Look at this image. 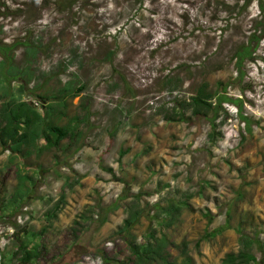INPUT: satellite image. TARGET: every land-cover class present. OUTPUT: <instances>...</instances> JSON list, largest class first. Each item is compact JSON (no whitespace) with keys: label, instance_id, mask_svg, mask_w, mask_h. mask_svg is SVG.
<instances>
[{"label":"rangeland","instance_id":"374dc122","mask_svg":"<svg viewBox=\"0 0 264 264\" xmlns=\"http://www.w3.org/2000/svg\"><path fill=\"white\" fill-rule=\"evenodd\" d=\"M258 16L257 0H0V45L15 46L18 69L29 67L26 45L41 47L29 90L73 82L83 91L59 124L81 112L82 98L89 113L72 145L15 164L0 148V264H23L16 227L41 231L54 207L32 264L127 262V243L114 233L129 194L145 208L127 237L138 243L161 228L160 206L189 197L180 221L162 229L173 264H222L242 248V232L264 244V40L241 71L235 60ZM203 84L238 102L224 105L215 142L213 115L184 106ZM19 168L33 178L21 202L12 200ZM66 182L73 188L62 202ZM88 208L76 238L73 222ZM252 255L262 261L257 246Z\"/></svg>","mask_w":264,"mask_h":264},{"label":"trees","instance_id":"16d2710c","mask_svg":"<svg viewBox=\"0 0 264 264\" xmlns=\"http://www.w3.org/2000/svg\"><path fill=\"white\" fill-rule=\"evenodd\" d=\"M135 2L143 3V0H135ZM257 7L259 16L253 20V33L250 34L246 45L235 54L238 71H241L246 60L254 62L255 53L264 40V0H257ZM26 46L29 67L21 71L14 64L15 46L0 45V56L2 57L0 61V148L10 153V164H15L18 159L27 160L32 156L40 157L46 151L59 150L67 140L71 141V145L78 142L82 138L81 127L89 118L87 104L82 98L79 104L81 112H78L69 124H59V121L65 116L64 110L67 109L69 98L76 97L83 91L82 88L76 89L73 82L61 83V87L56 90L42 86L32 88L35 91L29 90L28 86L35 79L31 68L41 47L36 42ZM14 82H19L16 88L12 86ZM30 97H34L36 102L30 100ZM214 100H216L215 103H213ZM237 103L228 96L227 88L223 92L211 93L208 91V85L203 84L196 95L189 102H185L184 106L190 107L192 114L196 117L208 118L213 115L209 140L215 142L216 122L219 120L224 105H236ZM39 107L42 113L39 112ZM125 155L126 151L121 152L120 160ZM17 172L20 184L12 200L21 202L25 199L26 192L30 191L27 185L28 181L33 182V178L24 175L20 168L17 169ZM78 183L79 180H75L74 184ZM22 188L25 189V192L20 191ZM66 188L71 190L73 184L65 183L61 195L62 202L66 197L64 192ZM127 198H130L124 206L127 217L114 233V235L122 236L127 243L130 258L123 264H173L170 260V248L174 246V243L163 230L171 229L180 221L183 207L188 205L189 197L184 202L169 201L165 206H160L158 215L161 219L159 222L161 228H155L146 234L143 243H138L135 239L127 240L128 235L140 224L145 213L139 195L129 194ZM54 208L49 209L44 215L47 226L41 231L36 232L32 228L16 227L17 232L14 239L18 243V252L15 255H21L20 260L23 264H32L42 257L45 248L34 241L42 237L48 228H52L53 222L58 218V214L54 213ZM90 212L91 210L88 208L74 220L71 229L76 238L77 233L87 226L91 218ZM105 222L106 218H103L100 225ZM240 242L242 248L237 253L227 254L222 264H264V244L260 239L252 238L242 232ZM254 246H257L263 255L260 262L252 255Z\"/></svg>","mask_w":264,"mask_h":264}]
</instances>
